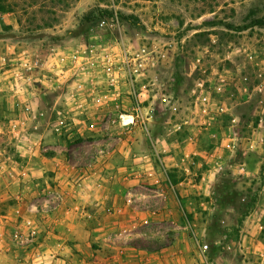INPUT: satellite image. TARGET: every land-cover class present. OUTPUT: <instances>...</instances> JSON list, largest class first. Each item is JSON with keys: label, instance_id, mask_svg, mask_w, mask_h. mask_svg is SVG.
<instances>
[{"label": "crops", "instance_id": "crops-1", "mask_svg": "<svg viewBox=\"0 0 264 264\" xmlns=\"http://www.w3.org/2000/svg\"><path fill=\"white\" fill-rule=\"evenodd\" d=\"M8 23L14 28L11 15ZM91 35V42L107 50L114 41L109 30ZM38 41L0 36V56L12 63L8 67L0 59V264H201L191 234L207 238L211 213L218 211L212 204L221 174L235 182L254 180L264 148H245L243 139V148H228L234 143L232 132L239 130L225 100L227 127L219 126L220 114L206 130L165 132L169 111L164 98L186 103L191 81V72L177 65L173 40L146 34L132 39L135 47L145 44L152 52L151 67L134 91L162 163L152 155L138 121L130 127L122 122L124 114H134L135 105L126 82L110 86L100 67L86 74L71 64L56 72L38 70L26 79L21 55L47 58L48 47L66 52L75 46ZM21 125L26 142L16 136ZM210 150L231 172L210 173L201 182ZM242 164L246 172L239 173ZM262 190V202L249 213L240 239L223 242V249L232 245L244 251L238 254L243 262L256 253L264 263ZM216 247L213 261L222 264L223 253Z\"/></svg>", "mask_w": 264, "mask_h": 264}, {"label": "rangeland", "instance_id": "rangeland-1", "mask_svg": "<svg viewBox=\"0 0 264 264\" xmlns=\"http://www.w3.org/2000/svg\"><path fill=\"white\" fill-rule=\"evenodd\" d=\"M8 15L15 19L14 28ZM115 16L121 29L115 28V37L120 32L129 42L138 34L173 40L176 62L183 70L190 71L198 56L205 66L229 70L233 81L224 99L238 117L239 133L245 143L254 139L256 148H264V106L259 103L264 93L259 95L254 88L260 73L264 78V0H0V36L68 48L74 42L87 43L91 31L100 32L95 28L98 19ZM229 117L222 115L219 126L227 127ZM202 141L210 142L206 133ZM261 166L251 181L235 182L221 174L219 194L212 204L218 211L211 213L208 236L202 241L211 260L217 246L223 253L222 264H264L256 253H249L251 257L243 262L238 254L244 256V251L232 245L222 248L223 242L240 239L239 230L247 224L249 213L262 202L264 161ZM260 225L264 232V216Z\"/></svg>", "mask_w": 264, "mask_h": 264}, {"label": "built area", "instance_id": "built-area-1", "mask_svg": "<svg viewBox=\"0 0 264 264\" xmlns=\"http://www.w3.org/2000/svg\"><path fill=\"white\" fill-rule=\"evenodd\" d=\"M97 29L109 30L115 32V28L119 31L120 22L115 17H103L96 22ZM93 35H97V32H93ZM90 33V34H91ZM92 36V35H91ZM93 37V36H92ZM96 38V37H95ZM152 52L145 44L135 47L133 42L125 41L123 34L120 32L115 37L114 41L108 44V50L103 44L99 42L80 43L75 45L66 52H60L53 47L49 48V56L42 58L41 56H25L21 55L20 62L23 70V74L26 79H31L33 72L43 69H51L56 72L62 67L71 64L72 67L77 68L85 72L86 74H92L93 70L100 67L106 76L107 84L113 86L120 81L126 82L131 93L135 96V105L133 108L134 114H124L123 124L126 127H130L136 124H140V127L150 142V146L153 150L152 155L157 159L159 163H162L160 153L156 149L153 135L148 124V116L143 112V107L140 103L138 95L135 93L134 88L138 78L144 77L147 74V69L151 67L150 59L152 58ZM3 63H8V67H11L12 63L4 56H0ZM191 81L188 86L187 94L188 101L183 103L182 100L164 98L166 106L169 111V116L164 123L165 132L172 133L173 131H182L184 128L196 127L197 130H206L211 126L212 119L215 115L227 114L230 110L223 102L226 96L227 87L232 83V74L225 68H219V66H205L201 57H197L192 63L190 70ZM259 81L255 85V90L259 95L264 93V78L263 74H259ZM158 81V78H155ZM247 88L245 87V90ZM227 103V102H226ZM259 103L264 106V98L259 100ZM145 113V114H144ZM32 118L36 119L37 115L31 113ZM232 125L238 127V118L231 119ZM13 126H16L15 124ZM16 131V136L22 141L26 142L27 130L24 128ZM234 143L230 144L228 148H243L242 138L240 133L233 131ZM248 148H255V140L249 139L245 143ZM206 160L209 161V169L206 173L199 176L201 182L208 181L210 173H222L229 171L231 167L226 165L222 158L214 151L210 150L206 154ZM190 166L196 164L195 160L190 159ZM25 168H22V174H25ZM188 171V170H187ZM246 172L244 164L239 166V173ZM30 234L35 235L36 231L31 230ZM194 243L199 249V257L201 264H215L207 255L208 245L202 243L200 237L192 232L191 234ZM119 254H123V250L118 251Z\"/></svg>", "mask_w": 264, "mask_h": 264}, {"label": "trees", "instance_id": "trees-1", "mask_svg": "<svg viewBox=\"0 0 264 264\" xmlns=\"http://www.w3.org/2000/svg\"><path fill=\"white\" fill-rule=\"evenodd\" d=\"M227 204H231V203H227Z\"/></svg>", "mask_w": 264, "mask_h": 264}]
</instances>
